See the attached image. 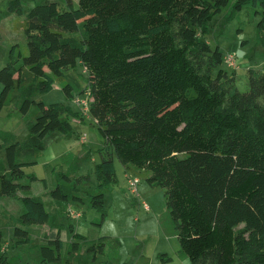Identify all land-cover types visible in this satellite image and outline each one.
<instances>
[{
  "label": "trees",
  "instance_id": "16d2710c",
  "mask_svg": "<svg viewBox=\"0 0 264 264\" xmlns=\"http://www.w3.org/2000/svg\"><path fill=\"white\" fill-rule=\"evenodd\" d=\"M231 1L45 0L31 7L24 22L28 53L13 46L11 61L0 69V109L18 90L21 111L35 104L40 114L25 141L0 133V155L5 150L6 156L0 162V197L29 190L20 180L24 167L36 163L30 157L45 149L44 138L54 131L70 133L72 117L84 119L80 108L46 105L31 96L51 91L66 70L81 63L89 74L88 114L105 151L94 168L95 191L89 175L74 180L62 174L68 185L53 189V198L68 204L89 196L104 219L117 158L128 177L146 173L151 185L165 190L171 221L192 264H264V72L250 71L249 89L234 92L235 74L223 67L226 55L204 38ZM250 4L264 32V0H235L233 8ZM9 9L23 15V1L11 0ZM64 90L71 100L76 97L70 84ZM22 203L16 247L34 242L33 228L23 226H55L57 220L39 197L23 196ZM61 228L37 246L38 264H73L82 243L95 262L105 250L106 237L90 241L71 225L74 241L64 258ZM4 237L0 228V264H10Z\"/></svg>",
  "mask_w": 264,
  "mask_h": 264
},
{
  "label": "rangeland",
  "instance_id": "374dc122",
  "mask_svg": "<svg viewBox=\"0 0 264 264\" xmlns=\"http://www.w3.org/2000/svg\"><path fill=\"white\" fill-rule=\"evenodd\" d=\"M10 1L0 0V69L11 61L13 46L17 45L24 55L28 53L24 22L31 7L45 0H22L23 15L10 11ZM234 1L214 16L210 31L204 38L212 47L220 46L224 55H234L236 66L230 67L224 62L223 67L230 74H235L233 91L244 92L249 89V72H264V32L257 26L261 18L257 9L250 4L241 11H234ZM88 79L85 67L78 63L75 68L65 71L63 79L58 80L51 91L33 93L31 96L46 105L56 102L71 105L77 112L81 108L67 96L64 86L70 84L75 96L86 97L84 90ZM2 89L0 83V94ZM22 102V93L15 90L9 102L0 109V133L6 132L16 141H25L30 137V128L40 114L35 104L27 113H23L20 109ZM71 123L73 130L70 133H49L43 140L45 149L30 157L36 163L24 167L26 176L20 181L30 184L31 188L19 190L13 196L0 197V228L5 234L2 250L7 253L10 264H38L37 246L47 238H55L59 226L62 227L60 235L65 243L62 254L64 258L67 257L74 241L71 225L90 241L106 237L105 250L98 254L96 262L87 252L88 244L82 243L81 250L73 258V264H132L139 260L149 261V264H192L182 251L177 230L171 221L165 190L159 185H151L146 179V173L133 171L140 178L139 197L136 198L130 190L127 167L117 158L116 182L105 192L104 219L103 211L91 205L89 196L82 194L85 197L83 203L72 200L68 204L53 198V189L59 184L68 185L62 174L74 180L89 175L92 191H95L97 180L94 168L101 162L105 151L104 138L89 114H85L84 119L72 117ZM83 135H86L85 142L81 140ZM0 162L6 163L5 150L1 151ZM32 175L38 180H31ZM26 195L39 197L48 211L57 215V220L55 226H23L26 229L33 228L34 242L16 247V219L23 211L22 197ZM145 205L149 208L146 209ZM70 209L81 215L74 217Z\"/></svg>",
  "mask_w": 264,
  "mask_h": 264
},
{
  "label": "built area",
  "instance_id": "2783aa9c",
  "mask_svg": "<svg viewBox=\"0 0 264 264\" xmlns=\"http://www.w3.org/2000/svg\"><path fill=\"white\" fill-rule=\"evenodd\" d=\"M225 62L231 66V67H235L236 63H235V58L233 54H227L225 56ZM74 103L79 105V107L81 108V110L85 113L88 114L89 109H90V103L92 101L91 98H89L88 96L86 97H82V96H76L73 99ZM82 142H85L86 140V135H83L81 137ZM128 181H129V186H130V190L135 194L136 197H139V191H138V186L140 183V178L136 175H132L130 177H128ZM146 209L149 208L148 205H145ZM70 214H72L74 217H79L81 214L79 212H76L72 209H70Z\"/></svg>",
  "mask_w": 264,
  "mask_h": 264
},
{
  "label": "crops",
  "instance_id": "0c3cea01",
  "mask_svg": "<svg viewBox=\"0 0 264 264\" xmlns=\"http://www.w3.org/2000/svg\"><path fill=\"white\" fill-rule=\"evenodd\" d=\"M75 3H77V0H74Z\"/></svg>",
  "mask_w": 264,
  "mask_h": 264
}]
</instances>
